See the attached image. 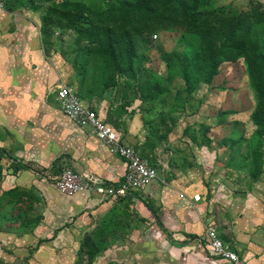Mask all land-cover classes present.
<instances>
[{
	"label": "rangeland",
	"instance_id": "rangeland-1",
	"mask_svg": "<svg viewBox=\"0 0 264 264\" xmlns=\"http://www.w3.org/2000/svg\"><path fill=\"white\" fill-rule=\"evenodd\" d=\"M191 1L199 7L194 24L184 21L190 0L31 3L42 6L43 42L68 63L66 83L76 94L106 99L112 121L124 114L140 118L145 138L134 147L154 162L159 178L172 174V168L189 170L216 193L213 213L227 209L226 204L239 210L264 201V97H256L242 51L227 47L226 36L235 29L230 39L250 37L251 47L264 52V0ZM12 6L16 2L7 0ZM201 48L207 57L220 55L217 66L199 69ZM49 100L54 101L52 95ZM9 154L0 147V158ZM52 187L63 196L80 193ZM228 189L231 197L223 195ZM200 191L206 195L202 184ZM95 197L104 207L74 212L90 218L81 224L74 255L62 254L63 246L56 245L54 260L46 259L41 248L47 238L24 234L39 217L35 198L28 197L25 206L18 203L21 195L10 204L0 201V214L17 217L24 226L0 237V264H87V256L91 264H159L148 254L144 239L150 237V226L136 204Z\"/></svg>",
	"mask_w": 264,
	"mask_h": 264
},
{
	"label": "crops",
	"instance_id": "crops-1",
	"mask_svg": "<svg viewBox=\"0 0 264 264\" xmlns=\"http://www.w3.org/2000/svg\"><path fill=\"white\" fill-rule=\"evenodd\" d=\"M13 2L15 7H7L5 0V7L0 9V147L13 154L0 158V201L10 204L14 196L21 195L18 203L25 206L27 198L34 197L39 217L25 237L47 238L41 245L46 259H56V245L63 246L62 254L72 257L81 224L90 222L89 216H77L75 210L85 208L88 214L105 204L98 203L97 194L87 191L63 196L52 187L53 178L62 167L70 166L114 183L122 178L124 164L119 156L108 152L90 125H77L62 113L53 88L60 80L66 82L69 65L60 51L47 49L43 42L42 6H33L32 0ZM79 98L92 109L95 106L99 117L118 131L124 143L141 145L146 130L137 115L124 114L115 122L110 119L106 99L96 94ZM172 169V174L160 178L157 171L144 191L115 199H130L146 219L150 226V237L144 239L150 248L148 254L159 258V264H230L211 252L205 234V226L211 223L228 248L246 263L264 264V201L241 205L239 210L226 204L227 209L213 213L217 195L207 189L202 177L189 170ZM200 184L206 188L205 196ZM195 193L199 200L191 198ZM210 194L213 198L208 203ZM230 194L229 189L223 193L227 197ZM0 215L1 238L13 236L24 227L17 217L4 212ZM37 251L40 254L41 249Z\"/></svg>",
	"mask_w": 264,
	"mask_h": 264
},
{
	"label": "built area",
	"instance_id": "built-area-1",
	"mask_svg": "<svg viewBox=\"0 0 264 264\" xmlns=\"http://www.w3.org/2000/svg\"><path fill=\"white\" fill-rule=\"evenodd\" d=\"M5 0H0V9ZM62 113L77 125H90L96 136L108 152L119 156L124 164L122 178L117 182H105L87 173L74 170L70 166L62 167L53 178L54 186L63 193L92 192L108 199H121L133 193H139L157 177L156 166L140 154L133 144L124 143L118 131L107 121L99 117L91 107L83 104L76 92L66 82L60 80L53 88ZM184 194L179 193L182 197ZM193 200H199V194H193ZM205 234L214 256L228 260L230 264H248L234 251L228 248L211 223L205 226Z\"/></svg>",
	"mask_w": 264,
	"mask_h": 264
},
{
	"label": "trees",
	"instance_id": "trees-1",
	"mask_svg": "<svg viewBox=\"0 0 264 264\" xmlns=\"http://www.w3.org/2000/svg\"><path fill=\"white\" fill-rule=\"evenodd\" d=\"M196 1V0H195ZM194 2V0H193ZM198 5H192V1L187 4L186 10L188 14L184 19L185 22L194 24L196 17L199 15ZM237 31L234 29L232 33H230L226 38L229 39L227 47L231 46V50H241L242 55L244 57V61L247 67V72L249 75V79L252 85V88L255 92L256 97L258 99H262L264 97V52L258 51L257 47L252 48L250 45L251 38H239V39H230L233 37ZM226 47V49H227ZM226 49H223L224 52ZM206 55L205 48L200 49L199 55V69L201 70H209L211 67L217 66L220 61V55L211 54ZM211 56V62L209 63V58ZM225 56V55H224ZM4 152V151H2ZM87 264H91V258L87 256Z\"/></svg>",
	"mask_w": 264,
	"mask_h": 264
}]
</instances>
